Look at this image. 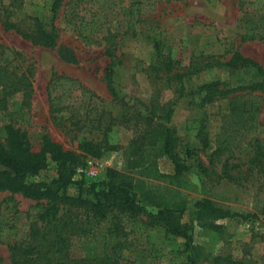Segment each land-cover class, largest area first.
I'll return each instance as SVG.
<instances>
[{
	"label": "rangeland",
	"instance_id": "374dc122",
	"mask_svg": "<svg viewBox=\"0 0 264 264\" xmlns=\"http://www.w3.org/2000/svg\"><path fill=\"white\" fill-rule=\"evenodd\" d=\"M2 1L7 6L10 0ZM13 2L8 7L13 12L11 19L17 21L26 15H35L46 26L53 23L57 33L56 45L50 48L33 45L14 31H5L0 23V59L9 50H13L22 55L21 58L16 56L12 62L17 70L24 69L26 65L33 69L31 94L26 99L22 93L6 97L8 107L19 112L18 125L27 133L33 150H38L42 136L48 135L65 149L78 151L79 142L100 140L103 137L105 130L98 119L101 112H108L113 117H120L123 113L120 103L112 99L104 80L110 62L105 53V42H84L78 35L80 19L94 23L99 38L104 39L111 31L118 34L116 38H124L126 41L122 50L117 52L123 53V60L114 73L121 93L144 103L154 101L165 104L175 100L169 125L176 128L179 134L178 149L181 157L184 156L182 150L187 144V147H193L192 155L186 160L190 165L195 166L200 160L209 166V155L218 143L223 123L220 115L222 110L219 108L225 104L207 105L203 109L195 107L193 92L198 84L207 79L204 70L188 68L190 61L198 63L200 57L209 52L207 40L221 39L224 47L230 44L237 46L245 56L255 59L264 68V40L241 42L237 36L240 32L237 26L239 0H62L55 13L52 11L54 0ZM133 4L135 8L138 7V13H130ZM148 28L150 30L147 32ZM146 32L170 46L171 57L177 62L175 71L186 73L181 78L185 87L181 97H177L178 93L174 90L177 80L167 77L158 80L147 68L150 61L147 46L139 41ZM63 48L73 52L74 61L61 58L60 50ZM229 56L230 53H226L221 59L226 60ZM216 71L208 72L212 77L230 84L257 78L250 69L232 71L222 67ZM52 74L76 78L86 90L94 93L88 100L81 97L79 90L74 91L69 107L58 114L67 125L78 118L86 119L83 128L70 125L71 131L68 132L56 125L50 117L47 84ZM250 98L256 106V112L255 125L249 135L261 136L264 132V93L256 92ZM200 118L204 119L210 137V146L206 149H201L197 140L189 142L193 133L191 127L197 126ZM4 124L5 117L0 111V139L5 136ZM181 124L186 126L178 131ZM188 127L191 129L187 132ZM106 135L110 143L125 146L132 134L127 127L116 124ZM220 138L219 142L223 140L227 144L228 139H234L232 136ZM242 140L246 142L249 137ZM243 141L242 146L232 145L235 156L229 158V164L240 165L237 169H231L235 176L233 181L222 176L220 159L213 168L209 167L208 175L200 174L194 166L182 174H175L170 159L157 154V150L150 147L148 162L131 170L126 166V158L121 149L110 150L100 158H93L96 163L89 170L98 169L99 174L95 180L84 175L74 179L101 181L105 179L109 168L129 175L136 185V200L146 210L154 213L164 204H181L184 207L180 222L187 224L192 240L190 246H186L181 236L167 232L160 224H147L143 215L131 217L125 213H111L105 221L86 224L88 230L72 238V255H87L92 246L100 250L107 248L109 251L118 242L121 264H213L212 260L216 256L229 257L240 264H264V177L245 176V159L242 157L249 146ZM55 175V164L49 161L45 168L29 176L28 180L50 182ZM66 191L74 194L76 189L70 186ZM200 198L208 199L230 211L255 213L259 218L198 219L194 215V203ZM44 204L43 200L37 202L19 193L0 191L2 264H13L10 248L27 240L30 224L33 221L42 224L38 215L43 211ZM110 229L114 231L111 233ZM90 231L95 233V238Z\"/></svg>",
	"mask_w": 264,
	"mask_h": 264
},
{
	"label": "trees",
	"instance_id": "16d2710c",
	"mask_svg": "<svg viewBox=\"0 0 264 264\" xmlns=\"http://www.w3.org/2000/svg\"><path fill=\"white\" fill-rule=\"evenodd\" d=\"M62 0H54L53 13L56 12ZM13 0L5 6L0 0V23L5 31H14L21 38L30 41L33 45L54 47L57 33L53 23L45 25L43 20L35 15H26L17 21L11 19L13 12L8 9ZM247 3V4H246ZM138 4V1H137ZM130 13H138L135 4L130 7ZM237 36L241 42L254 39L264 40V0H239V17L237 23ZM150 28L147 29V32ZM146 32V33H147ZM78 35L86 43L102 44L105 42V53L110 62L104 73L106 87L112 97L120 103L123 110L120 117H113L108 112H101L98 116L99 124L105 130L100 140H83L78 143V151L65 149L60 143L43 135L38 150H33L27 133L18 125L19 112L10 109L6 97L15 93H22L24 99L32 92L31 76L33 69L26 65L24 69L17 70L12 64L15 57L21 58L19 52L9 50L0 59V111L5 117L3 126L5 136L0 139V191L11 194L19 193L23 197L34 201H45L43 211L39 213L38 220L30 224L26 241L10 248V259L13 264H121V253L118 242L108 251L92 246L87 255L76 257L72 255L71 244L74 236H81L87 230L86 224L105 221L111 213H125L131 217L143 215L149 225L160 224L167 232L184 239V244L190 246L192 237L188 226L180 222V215L184 211L181 204L161 205L156 212L146 210L136 200L134 193L136 185L133 178L115 169H107L105 179L101 181H85L73 179L76 168L83 165L87 157L100 158L105 152L121 149L126 158L128 169H134L148 162L149 147L155 148L157 154L164 155L174 165L175 174L188 171L191 166L187 158L192 155L187 144L180 156L178 149L179 134L176 128L169 125L173 115L174 101L165 104L151 101L144 103L134 99L118 90L114 73L123 60V53L117 54L125 46L124 38H116L114 32L109 31L103 38L97 37L95 24L80 19ZM210 39V38H206ZM102 40V41H101ZM147 46V55L150 61L147 68L154 78L161 80L165 77L177 80L174 90L181 97L185 92L182 76L186 73L175 71L177 62L171 57L170 46L164 45L155 35L145 34L139 40ZM209 52L202 55L198 63L190 61L188 68L195 71H205L206 81L198 84L193 92V103L197 109L207 105L220 104L221 132L218 143L209 155V166L200 160L194 166L202 175H208L209 167L213 168L216 161L221 162V174L229 181L235 176L231 169H237L239 164H229V158L234 157L232 145L242 146V139L249 137L246 143L249 150L242 157L245 165V176L264 177V132L261 136L249 135L254 127L256 106L251 102V96L256 92L264 93V68L255 59L245 56L238 47L230 44L224 47L221 39L207 40ZM202 53L205 51H201ZM230 53L226 60L223 55ZM60 56L67 61H74L75 56L68 48L60 50ZM222 67L232 71L243 69L252 70L255 79L247 82L230 84L220 78H214L208 71ZM205 69H208L206 71ZM212 73V72H211ZM80 91L81 97L91 99L92 94L86 90L76 78L61 74H52L47 84V99L50 117L56 125L70 132V125L78 129L86 126V119L78 118L69 125L65 124L58 114L66 110L73 92ZM94 96V95H93ZM122 124L131 131V138L125 146L110 143L106 132L114 125ZM182 126L181 124L178 131ZM193 133L189 142H199L201 149L210 146V137L206 131L203 118L198 119V125L191 127ZM190 127L186 128L188 132ZM247 132V133H246ZM246 133V134H245ZM232 136L228 144L220 137ZM241 158V157H240ZM222 159V160H221ZM51 161L55 164L56 175L50 182L28 180L46 167ZM74 186L76 192L68 194L67 188ZM194 215L198 219L214 217L221 219H258L255 213H241L230 211L215 205L208 199L200 198L194 203ZM114 230L110 229L112 233ZM91 232V231H90ZM118 234V230L116 231ZM95 233L91 232L93 238ZM111 235V234H110ZM3 258L0 254V264ZM240 264L229 257L216 256L213 264Z\"/></svg>",
	"mask_w": 264,
	"mask_h": 264
},
{
	"label": "built area",
	"instance_id": "2783aa9c",
	"mask_svg": "<svg viewBox=\"0 0 264 264\" xmlns=\"http://www.w3.org/2000/svg\"><path fill=\"white\" fill-rule=\"evenodd\" d=\"M96 163L95 159L93 158H88L86 159V163L84 165L78 166L76 168L75 174L73 176V179L77 176H88L90 178H93L95 180V178L98 176L99 171L98 169H91L89 170L91 167H93V165Z\"/></svg>",
	"mask_w": 264,
	"mask_h": 264
}]
</instances>
